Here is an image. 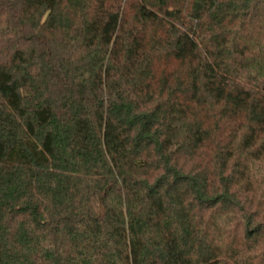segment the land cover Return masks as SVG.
I'll return each mask as SVG.
<instances>
[{
	"label": "trees",
	"instance_id": "16d2710c",
	"mask_svg": "<svg viewBox=\"0 0 264 264\" xmlns=\"http://www.w3.org/2000/svg\"><path fill=\"white\" fill-rule=\"evenodd\" d=\"M0 264H264V0H0Z\"/></svg>",
	"mask_w": 264,
	"mask_h": 264
}]
</instances>
